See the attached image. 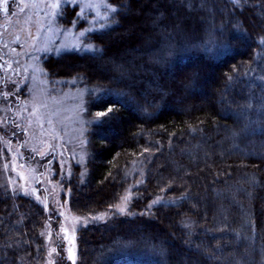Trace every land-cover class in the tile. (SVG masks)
Masks as SVG:
<instances>
[{"label":"trees","instance_id":"obj_1","mask_svg":"<svg viewBox=\"0 0 264 264\" xmlns=\"http://www.w3.org/2000/svg\"><path fill=\"white\" fill-rule=\"evenodd\" d=\"M108 1L120 8L117 23L91 36L100 50L62 53L45 67L90 77V61L119 65L90 77L105 91L88 110L107 114L88 133L87 181L70 206L113 204L124 169L145 151V191L184 196L83 228L77 264H264V0H154L159 19L138 31H128L132 10L147 3ZM11 200L0 196V264H39L48 214L26 196Z\"/></svg>","mask_w":264,"mask_h":264},{"label":"rangeland","instance_id":"obj_2","mask_svg":"<svg viewBox=\"0 0 264 264\" xmlns=\"http://www.w3.org/2000/svg\"><path fill=\"white\" fill-rule=\"evenodd\" d=\"M143 2L150 9L135 5L132 12L138 19L129 23L128 31L159 19L154 0ZM229 2L234 6L236 0ZM119 8L108 0H0V196H12L15 202L17 196H26L48 214L37 230L42 245L39 264H77L78 233L83 228L148 215L154 206L178 203L184 196L167 193L168 189L145 191L152 158L145 151L124 169L113 204L88 213L70 206L74 191L87 181L88 133L107 114L88 110L89 102L105 91L90 77H99L103 64L117 72L119 65L111 59L90 61L84 66L90 77H58L45 67L62 53H97L100 45L91 36L117 23ZM171 8V15L178 12Z\"/></svg>","mask_w":264,"mask_h":264},{"label":"snow or ice","instance_id":"obj_3","mask_svg":"<svg viewBox=\"0 0 264 264\" xmlns=\"http://www.w3.org/2000/svg\"><path fill=\"white\" fill-rule=\"evenodd\" d=\"M5 3H6V0H5Z\"/></svg>","mask_w":264,"mask_h":264}]
</instances>
